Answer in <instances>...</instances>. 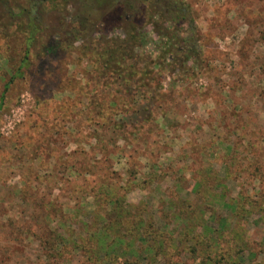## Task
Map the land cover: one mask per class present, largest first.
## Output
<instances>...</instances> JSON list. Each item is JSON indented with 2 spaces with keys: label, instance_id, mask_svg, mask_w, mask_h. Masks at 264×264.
<instances>
[{
  "label": "rangeland",
  "instance_id": "374dc122",
  "mask_svg": "<svg viewBox=\"0 0 264 264\" xmlns=\"http://www.w3.org/2000/svg\"><path fill=\"white\" fill-rule=\"evenodd\" d=\"M185 1L202 45L187 70L153 65L161 52L147 44V71L125 81L80 41L49 50L44 40L10 82L23 38L0 35V264H96L90 231L104 226L110 197L138 205L114 229L122 250L141 234L158 248L110 251L99 264H203L210 253L264 264V0Z\"/></svg>",
  "mask_w": 264,
  "mask_h": 264
},
{
  "label": "trees",
  "instance_id": "16d2710c",
  "mask_svg": "<svg viewBox=\"0 0 264 264\" xmlns=\"http://www.w3.org/2000/svg\"><path fill=\"white\" fill-rule=\"evenodd\" d=\"M71 1L0 0V35L5 36L16 30L23 38L24 56L20 59V64L11 76L10 82L24 75V69L29 66L31 52L44 40L48 41L49 50L65 42L72 47L80 41L84 50L90 51L100 60L102 67L99 69H105L112 77L117 75L125 81L141 71L140 69L147 71L139 61L142 51H146L147 44L153 49L149 52H161V56L156 60L151 59V63L158 67L170 66L172 72L177 69L187 70L201 59L202 45L199 30L191 6L185 0H92L99 4L106 3L109 7V10L103 11L96 17L83 13L72 15L68 12ZM59 5L65 8L68 14L64 13V16H61L63 13L56 11ZM54 22H57V25H54ZM148 26L151 27L156 38L151 37ZM114 28H122L125 34L117 35L109 44L104 36ZM149 38L153 43H148ZM165 61L169 63L165 65ZM10 82L5 84V89H8ZM3 98L2 95L0 109ZM124 204L122 199L110 197L109 205L112 206L110 212L99 215L105 221L104 226L90 231L96 239V250L103 254V258H100L96 264H99L101 259L108 260L113 257H107L106 254L113 251L111 255L116 250H122L119 242H126L125 239L116 236L114 229L126 218L135 220L136 215L131 209L135 211L138 205ZM187 232L189 233L190 230ZM137 233L140 234L139 231ZM141 236L142 244L137 242L131 244V241H128V248L122 251L129 254L134 250L151 251L158 248L157 245L148 243V237L142 234ZM167 247L163 244L159 248H163L166 252ZM196 248L194 242L192 249L196 251ZM209 256L211 264H218V261L212 259L215 255L212 256L210 253ZM204 260L203 264H210L207 262V257L202 259ZM134 262L135 260L132 261L133 264ZM124 264L129 263L125 261Z\"/></svg>",
  "mask_w": 264,
  "mask_h": 264
}]
</instances>
